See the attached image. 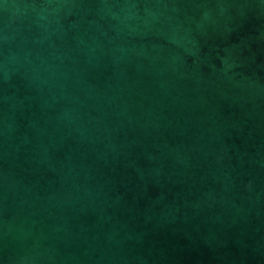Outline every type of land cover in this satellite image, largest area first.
<instances>
[{
  "label": "water",
  "instance_id": "obj_1",
  "mask_svg": "<svg viewBox=\"0 0 264 264\" xmlns=\"http://www.w3.org/2000/svg\"><path fill=\"white\" fill-rule=\"evenodd\" d=\"M0 264H264V0H0Z\"/></svg>",
  "mask_w": 264,
  "mask_h": 264
}]
</instances>
